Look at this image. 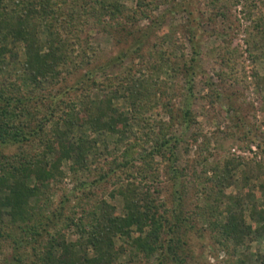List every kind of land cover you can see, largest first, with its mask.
Returning a JSON list of instances; mask_svg holds the SVG:
<instances>
[{"label":"rangeland","instance_id":"374dc122","mask_svg":"<svg viewBox=\"0 0 264 264\" xmlns=\"http://www.w3.org/2000/svg\"><path fill=\"white\" fill-rule=\"evenodd\" d=\"M107 1L121 12L106 13L97 0H58L59 20L76 16L67 23L76 29V47L62 74L40 87L24 84L25 44L6 37L5 27L0 32V110H15L13 122L21 128L18 143L0 144L6 171L24 159L51 168L54 158L44 145L56 123L66 130L69 102L87 104L95 116L104 113V124L120 115L127 119L123 134L88 124L72 128L73 143L86 141L87 164L80 168L65 160L61 176L39 198L29 197L31 220L14 224L12 209H1L0 264H38L36 250L55 234L93 257L80 223L87 231L107 207L114 217H125L129 203L145 207L148 200L156 206L152 212L171 222L164 248L147 258L118 236L116 246L127 249L120 264H258L264 235L237 247L215 223L226 222L230 207L241 210L253 229L262 225L257 213L264 209V0ZM31 2H11L2 17L5 23L22 17L45 45L54 19L28 18ZM62 21L58 27L67 26ZM39 126L43 133L36 132ZM164 139L175 156L150 157ZM227 164L234 167L230 185L218 196L215 168ZM23 181L36 184L33 176ZM7 195L0 188V200ZM132 231L131 241L139 237Z\"/></svg>","mask_w":264,"mask_h":264},{"label":"trees","instance_id":"16d2710c","mask_svg":"<svg viewBox=\"0 0 264 264\" xmlns=\"http://www.w3.org/2000/svg\"><path fill=\"white\" fill-rule=\"evenodd\" d=\"M11 2L16 5L20 4V0H0V12L2 10L5 12ZM96 3H98L101 10L109 14L117 15L122 10L121 6L116 2L97 0ZM262 4L264 5V1ZM57 8L58 0H34V2H31L28 11H26L28 18L37 14L38 16L54 19L52 27H47L51 33V38L47 40L45 45L38 40V31L27 27L25 22L22 21V17H20L19 22L5 23V18L2 17L3 13H0V32L5 27L6 37L10 36L14 41L23 42L26 46L27 59L25 68L28 75L27 79L24 80L26 87H40L44 81H54L58 78L62 74V67L66 66L70 60V48L76 47L71 41L75 36L74 32H76V29L67 25L68 21L74 20L76 16L74 14L71 18L64 19V21L60 19L67 26L58 27L60 20L57 15ZM97 13L96 18H103L101 12L99 13L98 11ZM3 53L4 50L1 48L0 55ZM261 81L260 85L263 86L264 78ZM134 98H138V95L134 96ZM67 107L69 110L64 111L65 118L63 120L66 130H59L60 125L56 123L52 134L53 138H48L44 145V153L51 154L54 158L50 169H45L39 159H24V162L22 161L23 163H20L18 167H13L11 171H6L2 164L6 163L7 160L3 161L0 159V188H5L9 193L5 197V201L0 200V212L3 207L11 208L14 224H17L19 220L28 222L32 219V216L27 213L29 210V197L39 198L42 189L48 187L56 176H61L60 168L65 160H74L75 165L80 168L87 164L86 141L80 140L75 144L68 136V133L72 131L75 125L88 124L94 131L110 130L123 134L127 124V119L124 115L112 118L110 122L104 124L102 122L104 113L95 116L92 112V107L84 103L78 105L77 103L69 102ZM185 114L186 118H189V114ZM16 117L15 110L6 108L0 110V144L8 140L15 143L21 140V128L19 125H14L13 122ZM36 132L43 133L42 126H39ZM168 144L169 142L165 139L163 141L158 140L157 145L150 151V157H154L156 154L163 155V153L164 155L168 153L170 157L175 156L172 149H169ZM233 168L229 164L225 165L224 169L215 168L218 196L223 194L224 186L230 185L226 180L232 177ZM173 172L178 173L177 169H173ZM24 176L35 177V186L32 188L28 186L26 181H23ZM13 178H16L15 182L10 183ZM262 189L264 196V186ZM237 201L239 202V200ZM155 207L152 200H148L145 207L132 202L127 206L128 213L125 217H114L110 212L112 208L107 207L108 209L101 217L97 215L93 217L89 230H82L84 225L80 223L81 231L85 235L87 234L86 248H92L95 253L93 257L85 249L78 253L74 244L58 241L55 234L50 236L49 243L44 249L42 248L41 251L36 250L35 258L40 264H120L119 257L127 249L124 245L116 246L114 239L118 236L127 237L129 240L128 245L133 247L135 253H143L147 258H151L164 248L163 236L167 234L166 226L171 224L168 216L159 215L156 211L152 212ZM226 213L228 215L226 222L219 225L218 221H216L215 225L220 226L227 239L232 240L237 247L244 245L246 239L251 236L261 237L264 235V209L257 213L260 221L258 222L262 224L257 229L245 224L241 210L238 213L235 212L234 208L229 207ZM0 225H3L1 214ZM133 229L139 234V237L131 241ZM258 264H264V255H259Z\"/></svg>","mask_w":264,"mask_h":264}]
</instances>
